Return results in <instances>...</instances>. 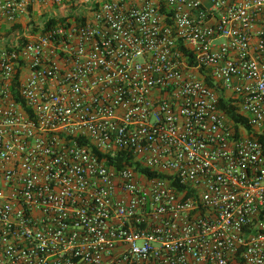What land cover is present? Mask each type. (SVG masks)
<instances>
[{"label":"built area","instance_id":"1","mask_svg":"<svg viewBox=\"0 0 264 264\" xmlns=\"http://www.w3.org/2000/svg\"><path fill=\"white\" fill-rule=\"evenodd\" d=\"M0 264H264V0H0Z\"/></svg>","mask_w":264,"mask_h":264},{"label":"trees","instance_id":"2","mask_svg":"<svg viewBox=\"0 0 264 264\" xmlns=\"http://www.w3.org/2000/svg\"><path fill=\"white\" fill-rule=\"evenodd\" d=\"M63 19L57 16H50L48 18H46V24L50 25V24H55L58 23L60 21H62ZM16 28H20V26L17 27H13L8 33L11 34L12 31H15ZM36 30H34L32 33H35ZM23 37V41H26V38L22 35ZM190 63H192V61L190 60ZM205 81L209 84V85H213V83L211 82V79L209 78V76H205ZM219 106L220 108L226 113V115L231 118L232 120H234L235 122H244L243 117H241L240 115H238L235 111V104L233 103L232 100H230L228 97H226L225 93L220 91V96H219ZM109 162L110 163H115L118 167H121L125 164H132L136 166V169L139 170L140 172H145L147 173L149 176H157L158 174L155 172H150L149 170L142 168L138 162H134L133 159L127 155V154H123L120 153L119 156L117 157V159H115V161L112 158H109Z\"/></svg>","mask_w":264,"mask_h":264},{"label":"crops","instance_id":"3","mask_svg":"<svg viewBox=\"0 0 264 264\" xmlns=\"http://www.w3.org/2000/svg\"><path fill=\"white\" fill-rule=\"evenodd\" d=\"M39 17H40L39 15H36L34 19L38 20ZM27 21H28L27 18H20V19H18V20L15 22V24H13V25H7L5 28H9V29L11 28V29H12V27L20 26V28H16L15 31H12V32H11V33L13 34V37H15V33H16L17 35H20V34H19L20 30H21V31H24V28H25V26H26ZM3 29H4V28H2V30H3ZM17 29L19 30L18 33H17ZM12 40H14V38H13Z\"/></svg>","mask_w":264,"mask_h":264},{"label":"rangeland","instance_id":"4","mask_svg":"<svg viewBox=\"0 0 264 264\" xmlns=\"http://www.w3.org/2000/svg\"><path fill=\"white\" fill-rule=\"evenodd\" d=\"M39 21H43L44 20V16H40L39 17V19H38ZM17 34H15V36H16ZM1 37H3L4 38V40L2 41V42H5V40H11V38H13V34L11 33V34H1Z\"/></svg>","mask_w":264,"mask_h":264}]
</instances>
